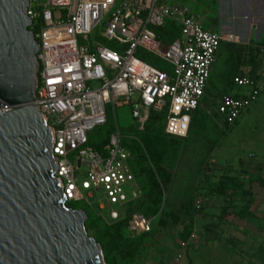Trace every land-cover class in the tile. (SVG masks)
Returning <instances> with one entry per match:
<instances>
[{
  "label": "built area",
  "instance_id": "2783aa9c",
  "mask_svg": "<svg viewBox=\"0 0 264 264\" xmlns=\"http://www.w3.org/2000/svg\"><path fill=\"white\" fill-rule=\"evenodd\" d=\"M29 1L26 12L33 25L41 20L34 105L53 134L55 178L67 203L83 201L106 222H118L140 195L131 153L118 125L106 155L88 147L89 133L107 125L117 107L130 105L136 128L144 129L151 111H167L166 134L187 137L193 113L203 104L219 47L222 42L234 43L235 37L223 40L188 8L166 0H47L46 6ZM168 23L180 28V36L166 44L156 29ZM258 47L264 55V45ZM145 56L168 63L172 70L165 72ZM235 85L247 93L225 96L218 107L230 126L264 91L256 77H239ZM152 230L153 221L144 215H132L127 226L130 237Z\"/></svg>",
  "mask_w": 264,
  "mask_h": 264
},
{
  "label": "rangeland",
  "instance_id": "374dc122",
  "mask_svg": "<svg viewBox=\"0 0 264 264\" xmlns=\"http://www.w3.org/2000/svg\"><path fill=\"white\" fill-rule=\"evenodd\" d=\"M166 1L185 6L197 20L212 12V0ZM39 3L46 6L47 0H39ZM101 31L102 26L97 31L99 38ZM219 48L210 84L215 94L207 93L214 100H218L219 91H223L221 88L233 86L240 77L230 74L244 53L225 42ZM145 60L151 64L158 63L159 68L167 73L172 70L166 62H155L149 56H145ZM110 118L122 132L135 124L130 105L117 107ZM202 120L193 119L187 137L168 139L171 150L168 157L160 161L159 172L147 156V167L153 171L158 187L155 195L140 185L146 183V175L139 179L134 173L140 195L128 210L137 208L138 204L144 208L135 209L129 215H144L151 219L152 233L124 240L118 236L113 223L106 222L83 201L71 202L75 208L67 205L74 210H83V205L91 208L97 221L86 223L88 235L96 242L98 238L95 234L101 237V243H98L101 247L102 243L107 245L112 264H264V234L256 236L253 217L240 216L245 213L244 201L248 199L241 195L249 188V179L256 171L255 161L264 163V93L229 130L213 122L210 115L206 114ZM154 124L160 127L163 123L157 121ZM102 131H95L96 139L103 136ZM125 134L128 147L139 145L144 148V138ZM223 175L229 176L227 193L235 199L223 218L224 223L220 221V216L226 202L216 196L208 201L199 197L216 185V177ZM78 177L83 179L85 175L79 172ZM149 207L152 210H146Z\"/></svg>",
  "mask_w": 264,
  "mask_h": 264
},
{
  "label": "water",
  "instance_id": "95a60500",
  "mask_svg": "<svg viewBox=\"0 0 264 264\" xmlns=\"http://www.w3.org/2000/svg\"><path fill=\"white\" fill-rule=\"evenodd\" d=\"M29 0H0V264H106L88 215L67 206L53 134L34 105L39 43Z\"/></svg>",
  "mask_w": 264,
  "mask_h": 264
},
{
  "label": "trees",
  "instance_id": "16d2710c",
  "mask_svg": "<svg viewBox=\"0 0 264 264\" xmlns=\"http://www.w3.org/2000/svg\"><path fill=\"white\" fill-rule=\"evenodd\" d=\"M40 22H41V20H39V23L35 22L34 25L31 27V30L34 32L36 37H37V34L39 33ZM156 32H157L158 36L160 37V39L163 40L166 44L173 42L174 40H176L180 36V28L173 23H168L166 25V27H164V28L156 29ZM260 45H264V41L250 47L249 52H251L255 56L261 55L259 52V47H258ZM225 96L226 95H222L219 98H217L218 100H214L211 96L206 95L204 97L203 104H202V106L204 105L205 108L203 109L202 106H200L193 113L192 122H193V119L195 120V118L198 121L199 120L203 121L202 117L206 116V114H207V115H210L213 122H215L218 125H220L221 127H223V129L225 128V129L229 130L230 128H232L233 126L228 125L226 123V121L223 119V117L219 114V111H218L219 103ZM239 96L240 95H237L236 97H239ZM166 116H167V111H162V112L151 111L149 114V118H148L147 122L145 123L143 130L138 129L133 125V126L129 127L127 130H125L124 132H122L123 135L125 136V139L123 141V145L131 153L130 166H131V169L133 171V174L135 173L139 179L142 178L144 175H146V178H147L146 183H142L140 185L143 187V189H147V191H149L152 195L156 194L158 187L156 184V178L153 174V171L149 167H147L148 161H149L147 159V156L150 158V161H152L154 163L155 168L158 171L160 169L159 168L160 161L166 159L169 155L170 150H171V146L169 144L170 141L168 139L169 138L170 139H172V138L173 139H180V138L169 136L164 131L165 126H166ZM109 118H110V116H109ZM157 121H159L163 124L160 125V127H155L154 123H156ZM192 122H191V124H192ZM237 123H238V121L235 123V125ZM190 128H191V126H190ZM100 129L103 130L102 131L103 136L100 139H96V137H95L96 134H94V133H95V131L100 130ZM113 131H115V126L111 122V118H110L107 125H105L103 127L96 128L89 133V135H88V147L92 148L93 150H95L97 152H100L103 155H106L107 154L106 148L109 144V140H110V137H111ZM125 133H127V134L131 133L133 136H138L140 139L144 138V141L146 142L144 144V148H140L139 145L134 146V147L132 146L131 147L132 149L130 147H128V145L126 143L127 136ZM147 136H149V137H147ZM134 144H136V143H134ZM135 174H134V176H135ZM135 178H136V176H135ZM136 181H137V179H136ZM229 182H230L229 176L223 175V176L216 177L215 178V184L216 185L214 187H212L208 193L199 195V197L204 201H208L211 198L216 196V197L222 198L226 202L227 205L223 209H221L222 213L220 216V221L223 220V218L226 216L227 212L229 211L228 209H230L234 205V202H235V199L233 198V196H231L227 193L229 186H230ZM137 184H138V182H137ZM252 185H253V179L250 178L248 190H246L241 195L242 197L246 196L248 198L247 200L244 201L245 202V209H244L245 213H244V215H240L241 218L253 217V213L250 210V209H252V206L254 203L253 195H252ZM134 201L130 202L127 205L126 212H125L126 213L125 218L112 224V226L115 228L118 236L124 240L132 239V237L128 236V234H127V226H128L130 218L132 217L129 214H131L133 211H135V209L144 208L142 204H138L139 206L137 208H134L133 210L130 209V211H129L128 208ZM67 205L71 208L76 207L73 203H67ZM82 207H84L83 211L86 212L85 214L88 215V221L87 222L89 224H94L97 221L96 215L91 212V208H89L88 206L83 205ZM146 210H152V209H151V207H149ZM150 233H152V232H150ZM150 233H147V234H150ZM143 235H146V234H143ZM95 237L98 238V242H100L99 240H101L100 239L101 237L97 234H95ZM103 241L105 242L106 238H104ZM102 248L105 252L104 254H105L106 264H112L111 259H110L109 254H108L109 248L107 247V245L105 243H102Z\"/></svg>",
  "mask_w": 264,
  "mask_h": 264
},
{
  "label": "crops",
  "instance_id": "0c3cea01",
  "mask_svg": "<svg viewBox=\"0 0 264 264\" xmlns=\"http://www.w3.org/2000/svg\"><path fill=\"white\" fill-rule=\"evenodd\" d=\"M211 8V13H206L199 18L200 20L198 19L200 23L206 29L219 34L223 40L227 36H234L235 42L228 44L244 52L242 58L238 60L236 69L232 70L230 75L256 77L258 87L264 86V55L255 56L247 52L250 47L264 41V0H212ZM215 64L212 72L215 70ZM211 80L212 74L206 88V95L208 92L211 95L215 94V90L210 86ZM221 89L223 91H219L220 96H237L247 93L246 89L237 88L235 84ZM263 93L264 91L261 95ZM255 163L256 171L252 176L254 203L250 210L253 213V221L256 222L255 234L262 237L264 234V163L260 161ZM224 222L222 220V223Z\"/></svg>",
  "mask_w": 264,
  "mask_h": 264
}]
</instances>
